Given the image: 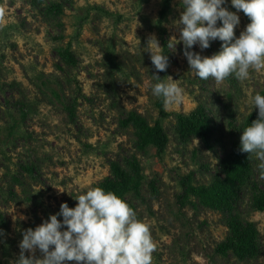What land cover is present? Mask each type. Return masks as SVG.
Returning <instances> with one entry per match:
<instances>
[{
	"label": "rangeland",
	"instance_id": "374dc122",
	"mask_svg": "<svg viewBox=\"0 0 264 264\" xmlns=\"http://www.w3.org/2000/svg\"><path fill=\"white\" fill-rule=\"evenodd\" d=\"M56 4L63 14L48 15L45 9ZM162 6L163 0H0V264L18 259L24 230L59 212L64 202L75 207L78 195L109 175L111 162L123 164L130 157L144 181L140 195L127 200L150 227L156 244L152 264H264V211L252 207L250 184L234 207L258 232L260 253L248 260L215 251L228 234L224 214L195 197L184 206L177 200L185 176L191 175L194 185H209L231 143L240 141L241 133H229V122L240 131L258 111L252 97L264 95V71L220 82L189 72L183 44L172 39L179 40L173 21L183 9L180 0H171L162 22L170 41L164 78L178 80L183 93L179 102L163 105L162 118L160 98L151 91L152 75L159 72L146 47L153 35L162 47ZM225 7L236 11L230 0ZM238 14L236 36L250 22ZM221 43L192 50L211 56ZM66 47L76 65L61 60L58 49ZM199 105L215 127L211 149L199 139L183 141L175 130L176 115ZM72 106L71 115L66 108ZM129 111L150 124L160 118L168 137L161 155L152 147L137 149L132 128L120 125ZM252 157V182L264 188V162Z\"/></svg>",
	"mask_w": 264,
	"mask_h": 264
},
{
	"label": "clouds",
	"instance_id": "9594fccd",
	"mask_svg": "<svg viewBox=\"0 0 264 264\" xmlns=\"http://www.w3.org/2000/svg\"><path fill=\"white\" fill-rule=\"evenodd\" d=\"M227 3L228 0H180L183 11L173 21L179 28V40L172 39L183 44L189 72L201 80L213 78L220 82L234 76L243 81L250 78V70L264 71V0H230L236 11L225 7ZM3 11L0 8V15ZM240 11L250 22L236 36ZM216 40L222 42L221 48L211 56L192 50L194 46L201 51L208 49ZM146 47L157 73L166 71L169 56L154 35ZM152 76L156 79L151 85L152 94L163 100L165 108L179 102L183 89L178 80ZM252 102L258 108V118L241 132L240 151L264 162V95L256 93ZM75 200V207L64 202L59 212L34 229L23 231L14 264H152L156 244L150 227L137 218L125 199L97 186Z\"/></svg>",
	"mask_w": 264,
	"mask_h": 264
},
{
	"label": "trees",
	"instance_id": "16d2710c",
	"mask_svg": "<svg viewBox=\"0 0 264 264\" xmlns=\"http://www.w3.org/2000/svg\"><path fill=\"white\" fill-rule=\"evenodd\" d=\"M171 0H163L160 11L159 31L161 32V43L163 51L168 54L167 33L162 22L170 9ZM48 15H62L63 8L60 5H52L45 9ZM247 17V16H246ZM248 19V17H247ZM249 20V19H248ZM61 60L67 65H76V60L72 56L68 47L58 49ZM159 77L164 78L166 71L159 72ZM163 100L160 98L156 107L159 115L163 118L167 115L164 112ZM72 107L66 108L72 115ZM258 118V111L251 114L244 127L237 131L232 121L229 122V133L238 136L248 124ZM122 128H132L136 136V147L144 151L149 147L156 150L161 155L167 145L168 137L160 123V118L154 124H150L144 117L135 111H129L121 119ZM177 134L183 141L188 139H199L207 149L212 148V136L215 127L209 120V115L204 106L199 105L191 113L176 115ZM253 157L240 151V141H233L230 151L220 162L219 172L213 177L209 185H194L192 176L187 175L181 180L182 192L177 196L181 206L189 202L191 197L197 198L198 202L207 209L220 212L225 216V224L228 234L223 242L218 244L215 251L222 256L232 253L237 260L243 261L255 258L260 253L258 242V232L251 222H243L235 214L234 207L242 191L249 187L253 191L252 207L256 211H264V188H259L252 182ZM30 173L31 168L25 169ZM15 181L18 177L14 178ZM144 177L135 157L124 160L123 164L118 162L110 163L109 175L95 187L99 186L108 191L115 192L118 196L127 200V196L140 195ZM134 209V208H133Z\"/></svg>",
	"mask_w": 264,
	"mask_h": 264
}]
</instances>
